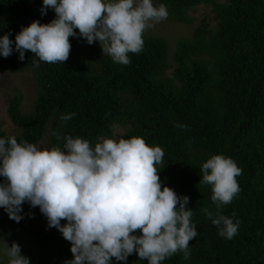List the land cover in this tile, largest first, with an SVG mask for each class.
Listing matches in <instances>:
<instances>
[{
	"label": "trees",
	"instance_id": "1",
	"mask_svg": "<svg viewBox=\"0 0 264 264\" xmlns=\"http://www.w3.org/2000/svg\"><path fill=\"white\" fill-rule=\"evenodd\" d=\"M154 3L167 6V21L192 23L188 12L199 5L209 6L215 21L203 22L191 38H179L173 51L165 37L145 32L143 50L130 53L126 66L102 55L98 42L89 45L77 37L69 38L71 51L62 64L40 61L36 68L38 58L31 52L23 61L15 51L0 56V68L30 71L37 85L28 112L20 95L9 100L7 114L17 132L0 129V136L37 144L49 133L50 146L62 147L66 135L95 144L121 126L120 136H140L162 147L161 181L189 197L198 233L189 242L190 257L176 253L162 264H264V0ZM41 4L0 0V35L14 40L32 20L48 23L55 13L48 9L41 16ZM65 113L75 115L62 121ZM213 154L232 158L243 170L237 177L241 191L219 210L228 216L234 212L233 219L240 221L231 240L220 237L205 214V209L217 213L211 187L199 183L200 166ZM24 214L19 223L0 216V235H34L38 247L22 253L30 264H64L72 258L70 242L47 226L38 207ZM128 264L147 261L132 254Z\"/></svg>",
	"mask_w": 264,
	"mask_h": 264
},
{
	"label": "clouds",
	"instance_id": "2",
	"mask_svg": "<svg viewBox=\"0 0 264 264\" xmlns=\"http://www.w3.org/2000/svg\"><path fill=\"white\" fill-rule=\"evenodd\" d=\"M48 9L55 13L48 23L34 19L14 40L0 35V56L15 51L23 61L31 52L38 58L36 68L40 61L62 64L71 51L69 38L77 37L89 45L98 42L102 55L126 66L130 53L143 50L144 33L169 15L167 6H156L154 0H42L41 16ZM74 115L65 113L60 119ZM63 141L62 147H43L0 136V208L11 220L24 219L25 203L38 207L47 226L70 242L72 258L64 264H128L132 254L147 264H162L176 253L189 259V242L198 235L193 211L187 195L161 181L162 147L140 136H106L93 144L66 135ZM200 172L199 183L211 187L217 209L215 215L208 209L205 214L218 235L231 240L240 221L233 219L234 212L228 216L219 210L241 191L237 177L243 170L232 158L213 154ZM5 257L7 264H30L18 243L2 239L0 264Z\"/></svg>",
	"mask_w": 264,
	"mask_h": 264
},
{
	"label": "rangeland",
	"instance_id": "3",
	"mask_svg": "<svg viewBox=\"0 0 264 264\" xmlns=\"http://www.w3.org/2000/svg\"><path fill=\"white\" fill-rule=\"evenodd\" d=\"M154 5L158 6L156 3H154ZM188 14L194 19L192 23H177L176 21L163 20L156 24L152 29L147 30L146 33L165 37L170 44L171 51H173L179 38H191L194 34V30L198 28L203 22L213 24L215 21L209 6L199 5L196 8L189 10ZM36 90L37 85L30 71L10 72L4 68H0L1 130H4L10 134H15L17 132L15 125L12 123L7 114L9 100L15 95H20L22 97V108L24 112H28L36 98ZM123 130V127L117 126L111 136L120 137ZM49 139V133H47L44 138L41 139L39 143H37V145L49 147ZM22 208L23 212L30 209L27 203L23 204ZM0 216H4L6 217V220H10L2 208H0ZM1 232L2 228L0 227V233ZM2 239H5L9 245H11L13 241L18 243L22 253L24 250H35L38 247L35 236L29 235L25 232L17 231L12 235H0V240ZM3 263L7 264L6 257L4 258Z\"/></svg>",
	"mask_w": 264,
	"mask_h": 264
}]
</instances>
